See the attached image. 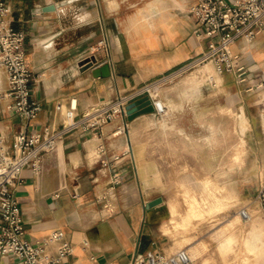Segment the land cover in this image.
<instances>
[{
	"label": "crops",
	"instance_id": "0c3cea01",
	"mask_svg": "<svg viewBox=\"0 0 264 264\" xmlns=\"http://www.w3.org/2000/svg\"><path fill=\"white\" fill-rule=\"evenodd\" d=\"M76 1L91 8L88 22L97 25L86 37L66 31L65 17L54 14L56 3L52 0L11 3L14 25L27 32L31 86L42 108L37 117L28 120L9 111L6 100L0 97V130L5 144L12 147L20 128L61 129L78 118L65 128L57 147L45 153L39 173L29 167L22 172L16 196L26 233L37 238L63 229L73 243L72 259L79 264H134L136 254L150 249L174 252L179 236L165 230L169 208L174 204H167L162 195L161 202L150 207L147 204L159 196L148 190V169L168 167L167 162L175 159L164 156L158 139L154 145L149 142L147 136L154 129L128 125L138 120L153 124L160 114L164 126L173 111L175 119L187 118L188 106L196 101L189 85L199 86L198 72L210 70L213 61L203 60L197 69L186 73L202 60L211 40L198 33L196 15L190 10L199 0ZM46 4H55V8L44 9ZM104 34L109 50H92L90 46ZM231 48L240 55L245 71L259 72L262 76L256 79L263 82L257 97L249 102L260 110L249 112L247 103H240L238 130L242 135H264V30L253 39L238 36ZM0 73L5 84L6 76ZM148 88L154 98L164 101L165 112L141 113L133 119L121 112L103 125H85L92 114H83L91 106L95 112H102L120 101L144 103L150 97ZM200 99L205 103L211 96L204 90ZM218 115L221 120L222 114ZM201 119L202 128L196 130L182 123L177 134L206 136L211 112L204 111ZM199 130L203 134L196 132ZM154 131L158 136L160 129ZM207 152L203 160L210 162L211 150ZM195 159L188 154L181 160L190 164ZM116 173L118 188L113 182ZM15 262L12 255L0 257V264Z\"/></svg>",
	"mask_w": 264,
	"mask_h": 264
},
{
	"label": "rangeland",
	"instance_id": "374dc122",
	"mask_svg": "<svg viewBox=\"0 0 264 264\" xmlns=\"http://www.w3.org/2000/svg\"><path fill=\"white\" fill-rule=\"evenodd\" d=\"M9 1L13 3L14 0ZM52 1L56 3L54 14L65 17L67 32L86 37L93 28H97V25L88 22L92 15L90 7H83L76 0L69 3ZM34 3L47 2L36 0ZM101 39L97 43L93 41L94 45H100ZM202 61H197L186 73L197 69ZM198 73L201 79L199 86L189 85L191 91H195L196 101L188 106L187 118L177 120L173 111L164 126L160 122V114L153 124H149L148 120H138L128 125L136 129L159 128L158 136L154 130L149 131L147 139L153 145L158 139L159 146L165 150L164 156L175 159L174 162H167L168 167L148 169L151 172L148 173L151 180L148 190L152 195H162L167 204H174L169 208L165 230L178 234V248L188 249L193 258L192 264H264V214L258 199L259 192L264 189V135H242L237 122L243 100L249 112L260 110L256 105L250 106L249 102L257 97L258 87L263 85L262 79H256L262 74L246 72L237 76L232 72H221L214 60L210 70ZM248 87L252 89L248 90ZM204 90L206 95L211 96L210 101L205 103L200 99ZM93 109L91 106L83 115ZM204 111L212 114L206 136L177 134L182 123L196 130L202 128ZM119 114L121 111H117L113 118L102 121L101 125ZM95 119L93 117L91 121ZM209 149L210 162L203 160ZM188 154L196 157L190 164L181 160ZM115 186L118 188V183ZM248 202H252L253 216L244 220L239 215V209Z\"/></svg>",
	"mask_w": 264,
	"mask_h": 264
},
{
	"label": "built area",
	"instance_id": "2783aa9c",
	"mask_svg": "<svg viewBox=\"0 0 264 264\" xmlns=\"http://www.w3.org/2000/svg\"><path fill=\"white\" fill-rule=\"evenodd\" d=\"M199 25L198 33L211 37L209 47L201 59L214 60L217 68L223 72H232L237 76L246 73L240 55L234 53L231 44L240 35L253 39L264 30V0H199L192 5ZM13 11L9 0H0V71L6 76V83L1 79L0 97L6 100V108L28 120L38 116L42 105L33 96L31 80L32 69L27 60V32L23 27L15 26L11 18ZM109 50L107 34L100 45L90 48ZM155 110L162 113L166 105L153 97L148 88ZM128 103L118 102L109 110L87 115L96 117L85 122L86 126L101 124L113 118L117 111L123 112ZM76 107L75 104L72 105ZM94 113V114H93ZM104 114V116H103ZM72 117L75 115L71 113ZM86 116V115H85ZM90 117V116H89ZM45 126L41 129L20 128L14 134L12 147L4 142L0 130V257L12 255L14 264H79L72 259L73 243L61 228L51 230L44 236L32 238L26 233L24 216L16 196V187L23 170L31 168L39 173L43 168L45 153L57 147L65 128ZM120 181L117 173L113 182ZM58 194V193H57ZM260 209L264 214V189L258 194ZM244 220L253 216L252 202L239 209ZM193 258L187 248L181 247L174 252L150 249L136 254L134 264H192Z\"/></svg>",
	"mask_w": 264,
	"mask_h": 264
},
{
	"label": "water",
	"instance_id": "95a60500",
	"mask_svg": "<svg viewBox=\"0 0 264 264\" xmlns=\"http://www.w3.org/2000/svg\"><path fill=\"white\" fill-rule=\"evenodd\" d=\"M55 4H46L44 5V9H54ZM155 105L150 97H147L144 100V103H137L136 101H132L126 105V109L123 110L124 114H127L129 118H132L136 115H138L141 112H148V111H154ZM163 200V197L161 195L151 199L148 201V206H153Z\"/></svg>",
	"mask_w": 264,
	"mask_h": 264
},
{
	"label": "bare ground",
	"instance_id": "6f19581e",
	"mask_svg": "<svg viewBox=\"0 0 264 264\" xmlns=\"http://www.w3.org/2000/svg\"><path fill=\"white\" fill-rule=\"evenodd\" d=\"M208 60V59H207ZM160 100V102L162 103V104H164V101L162 100V99H159ZM74 104L76 105L77 104V102L76 101H74ZM165 105V104H164ZM116 108L118 107V106H115ZM166 111V107H165V110L163 111V112H165ZM162 112V113H163Z\"/></svg>",
	"mask_w": 264,
	"mask_h": 264
},
{
	"label": "trees",
	"instance_id": "16d2710c",
	"mask_svg": "<svg viewBox=\"0 0 264 264\" xmlns=\"http://www.w3.org/2000/svg\"><path fill=\"white\" fill-rule=\"evenodd\" d=\"M36 0H24L25 3H29V4H32L34 3Z\"/></svg>",
	"mask_w": 264,
	"mask_h": 264
}]
</instances>
